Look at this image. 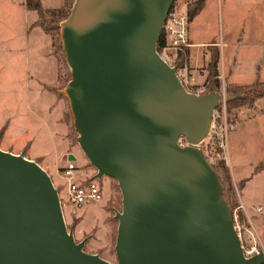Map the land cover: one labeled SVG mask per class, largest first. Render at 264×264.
Returning <instances> with one entry per match:
<instances>
[{"label":"water","instance_id":"water-1","mask_svg":"<svg viewBox=\"0 0 264 264\" xmlns=\"http://www.w3.org/2000/svg\"><path fill=\"white\" fill-rule=\"evenodd\" d=\"M170 0H73L57 24L76 141L120 193L115 263L83 250L36 161L0 148V264H262L245 256L218 175L194 145L220 93L186 91L156 51ZM228 92L225 98H229Z\"/></svg>","mask_w":264,"mask_h":264},{"label":"rangeland","instance_id":"rangeland-1","mask_svg":"<svg viewBox=\"0 0 264 264\" xmlns=\"http://www.w3.org/2000/svg\"><path fill=\"white\" fill-rule=\"evenodd\" d=\"M40 1L44 7L41 17L36 11L26 9L25 3H21L20 0H0V146H6L10 150H17L21 137L27 136L19 132L9 134V129L15 126L13 120L19 118L16 114H21L20 118L22 119L26 115H30L24 111L26 100L29 98L31 108H34L36 101L43 104L48 100L44 94H38L41 83L39 84L34 77V72H37L35 65L36 58L39 57L38 54L52 52L57 57V66L55 67L58 77L63 76V69H67L60 82L58 78L60 88L69 78V69L68 66L65 68L66 63L60 45L59 29L54 26L60 21L56 20L60 13L54 7L59 3V0ZM70 1L72 3L73 0ZM61 2L62 0H60V4ZM203 15L208 16L209 19L201 30L197 29V33L205 37L210 35L216 41L225 34L230 37L231 43L224 46L222 51L228 57L235 56L230 79L241 83L237 86L242 88L237 90L234 87H227L229 82L226 81L225 76L223 78L219 76V72L218 84H224L225 93L228 92L230 97L245 95V86L254 81H264V0H206L201 16ZM203 52L201 53L203 54ZM257 65L259 67L256 69ZM206 73L204 62L197 60L195 74L201 75L197 81L205 82L210 89L212 88L210 87L211 78L206 79L204 76ZM234 85L232 84V86ZM65 101L68 136L73 144V150L78 156L75 161L76 167L81 172L84 171V175H87L85 177H92L95 169L77 144V133L72 125L67 99ZM246 107H248L250 115L246 116L243 113L244 122L240 123L232 113L236 107L228 110L225 105L233 119L232 127L226 134L229 161L231 164L234 159L240 167H253L258 162L261 163L257 165L262 166L264 164L262 163L264 162V96L257 98L253 104ZM36 110L37 108L34 111ZM36 112L44 118L42 112ZM33 123L36 124L35 120ZM45 171L57 190L60 203H63L61 204L63 220L66 228L71 230L75 241L83 240L84 251L96 253L115 263L113 245L117 220L114 218V212L120 209V193L116 181L102 175L100 183L103 185V198L99 201L73 206L64 199L63 178L56 173V170L52 171L46 168ZM233 190L238 202L234 186ZM258 200L262 206L261 213H264V196H259ZM238 218L242 223L246 221L240 210ZM256 235L258 246L264 250V234L261 232ZM246 237L245 233L241 235L245 248L249 244Z\"/></svg>","mask_w":264,"mask_h":264},{"label":"crops","instance_id":"crops-1","mask_svg":"<svg viewBox=\"0 0 264 264\" xmlns=\"http://www.w3.org/2000/svg\"><path fill=\"white\" fill-rule=\"evenodd\" d=\"M20 1L21 3H25V0ZM188 1L190 0H183L182 2L181 6L184 7L185 10ZM205 1L206 0H202L200 8L189 18L188 40L190 45L185 50V61L189 66L190 71L194 74L195 82L200 83L202 81L197 80H199L201 75L195 74V62L197 64V60H199L202 63L204 62V65H206L210 59L211 53L217 50L216 78L219 72V76L222 78L225 76L226 81H228L229 84L232 83L239 85L241 83L230 79L232 71L231 67H233L235 62V56L228 57L222 51L224 46L231 43L230 37L225 34L216 41L210 35L205 37L197 33V29L201 30L206 25V21L209 19L208 16H201L205 6ZM39 3L43 9L44 7L42 6L40 0ZM59 5L60 0L54 7L57 8ZM30 10L35 11L34 9ZM211 50L212 52L210 53ZM202 51H204L203 54L201 53ZM38 55L39 57L36 58L37 63L35 65L37 67V72H34V77L39 84L41 83V88L38 89V94H44L48 100L46 103L43 102V104H39L36 101L34 108H31L29 106L30 100L28 98L24 105V111L30 115H26L25 118L22 119L20 118L21 114H16L19 118L13 120L15 122V126L9 129L10 135L15 132H19L21 134L24 133L27 136L21 137L18 144L19 148L17 150H10L6 146L0 147L13 153H21L23 156L36 161L44 169L48 168L55 171L57 167L64 166L68 160L75 163L78 158L77 154L73 150V144L70 142L67 130L68 126L65 121L66 97H64V94L60 92L61 85L58 83V78L60 82L65 76L67 69H63V76L58 77L57 69L55 67L57 66V57L52 52H41V54L39 53ZM66 66L67 64L65 65V68ZM258 67L259 66L257 65L256 69ZM45 77L47 78L45 79ZM257 98L247 104L236 107L232 112L235 114V119H237L240 123H243V113L246 116L250 115L249 109L246 106L253 104ZM36 108V111L43 113L44 118L34 111ZM33 119L36 124L33 123ZM41 126L43 127L41 128ZM235 162L236 161L232 159L230 164L228 157L227 168L232 185L236 188L238 201L240 200V202L246 206V214L252 221V226L255 232H262L264 234V213H261L262 206L258 200L259 196H264V164L262 166H258L257 164L261 163L258 162L253 167H240ZM257 206L260 207V210L255 209Z\"/></svg>","mask_w":264,"mask_h":264},{"label":"built area","instance_id":"built-area-1","mask_svg":"<svg viewBox=\"0 0 264 264\" xmlns=\"http://www.w3.org/2000/svg\"><path fill=\"white\" fill-rule=\"evenodd\" d=\"M183 0H170L169 8L162 22L163 43L156 49L159 56L170 66L174 67V72L181 82L183 88L195 94L208 91L205 82L196 83L193 72L185 61V50L190 45L188 37L189 17L184 7ZM179 55L182 57H179ZM220 93L218 104L211 111L209 125L204 136L195 143H190L180 135L176 138L179 145H194L200 149L206 161L214 166L218 161L227 165L228 154L226 147V134L232 127L233 119L225 108V87L218 84L212 88ZM56 173L64 180L65 201L73 206H80L82 203L99 201L103 198V185L100 178L85 177L84 171L78 170L76 164L68 160L64 166L57 167ZM60 202V200H59ZM63 203H60V206ZM260 210V207H255ZM232 210L233 227L238 235L242 253L245 256L257 253L262 247L258 246L257 235L252 226V221L247 216L246 206L240 200ZM242 211L246 221H239L238 211ZM247 232V233H246ZM245 233L248 238V247H244L241 235Z\"/></svg>","mask_w":264,"mask_h":264},{"label":"trees","instance_id":"trees-1","mask_svg":"<svg viewBox=\"0 0 264 264\" xmlns=\"http://www.w3.org/2000/svg\"><path fill=\"white\" fill-rule=\"evenodd\" d=\"M201 2L202 0H190L187 2L186 11L189 18L200 8ZM70 4V0H62L61 4L57 8H55V10L60 13V16L56 20H61L67 15L69 7L71 6ZM25 5L28 9H34L38 13L39 17H41L43 9L39 3V0H26ZM163 40V30L161 28L156 40V49H159L160 45L163 43ZM217 56V50H215L213 53H211L210 59L206 64L207 73L205 75V78H211L212 84L210 85V87L212 88H215L218 85V79L216 78ZM179 57L181 56L179 55ZM227 87H234L237 90L239 88H242L237 85L232 86L231 84H228ZM244 88L246 89V91H244L245 95H234L233 97L225 99V105L228 110H230V108L232 107H238L240 105L249 103L255 98L264 95V81H254L253 83L245 86ZM213 167L220 181V187L223 198L232 209L237 204V200L229 176L228 168L226 165L223 164L222 161H218L214 164Z\"/></svg>","mask_w":264,"mask_h":264}]
</instances>
